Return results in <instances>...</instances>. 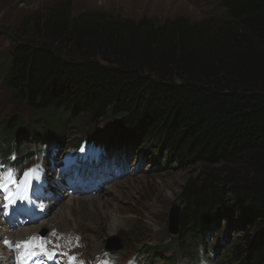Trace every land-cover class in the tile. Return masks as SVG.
Masks as SVG:
<instances>
[{
  "label": "trees",
  "instance_id": "obj_1",
  "mask_svg": "<svg viewBox=\"0 0 264 264\" xmlns=\"http://www.w3.org/2000/svg\"><path fill=\"white\" fill-rule=\"evenodd\" d=\"M218 6L232 30L223 41L201 33L192 41L199 25L181 20L37 12L19 29L36 23V34L18 38L3 61L12 100L30 111L25 124L0 123L4 158L21 140L61 146L73 124L118 120L107 146L128 133L129 153L200 168L182 189L175 257L195 264L199 248L209 256L223 247L229 264H264V0Z\"/></svg>",
  "mask_w": 264,
  "mask_h": 264
},
{
  "label": "rangeland",
  "instance_id": "obj_2",
  "mask_svg": "<svg viewBox=\"0 0 264 264\" xmlns=\"http://www.w3.org/2000/svg\"><path fill=\"white\" fill-rule=\"evenodd\" d=\"M220 1L0 0V123L15 117L25 124L29 119V109L25 104L13 101L3 83L5 76L3 61L18 38L27 37V34L33 37L36 34L34 31L31 35L32 30H36V23L33 24V28L27 30L26 35L19 29L21 25L30 24L37 12L47 18L53 14L54 9L64 6V11L72 18L80 14L99 13L117 20L138 22L141 19H148L155 26L181 20L189 27L199 25L191 36L192 41H199L198 33L203 36L221 34L223 41L227 34L229 37L232 30L224 18L223 11L219 9ZM117 122L118 120L100 122L89 129L73 124L70 139L65 140L61 146L56 143L47 144L44 140L39 141L38 137H35L36 141L44 144L43 146L38 145L36 141L32 144L31 140H21L22 144L16 146V152L7 160L2 154L4 151L0 144V174L5 171L11 172L18 181L15 185L6 184V192L0 191L1 201L6 195L10 198L2 201V205L11 201L9 204L14 207L16 214L22 208L20 204L17 210L19 201L23 203L28 201L30 206L40 205L37 185L48 182L47 190L53 193V198L45 201L49 214L42 222L47 224L37 232L42 240L48 239V243L42 247H49L51 250L56 248L63 254L69 253L65 260L73 264H188L178 256L175 257L180 244L177 242V236L169 233L168 215L172 207L179 204L180 197H183L182 189L187 181L197 177L200 168L196 166L181 168L177 167L175 162L164 165L165 162L161 158L157 162V153L146 154L145 150L129 153L128 133L121 134L122 143L107 146L106 140L108 141ZM80 138L81 145L78 146ZM140 144L136 146L137 149ZM153 151L157 150L152 149L151 152ZM95 152L102 153L98 166L91 163L93 157L98 159L99 154H93ZM15 162L20 164L16 165ZM29 170H32L33 178L29 180L30 187L24 190L21 187H25L22 180L24 173ZM92 172V177H89ZM93 179L98 182L94 183ZM34 182L36 183L33 184ZM88 185L95 187L93 192L100 190L98 192L103 193L102 197L107 203L100 207H85L83 212L68 221V227L60 228L56 219L63 204L67 205L75 200L84 204L86 200L94 198L93 194H88L90 192L85 190ZM74 189L76 191H73ZM0 215L2 221H6L1 207ZM34 217L36 216L30 219ZM30 219L24 217L21 219V225L10 227L17 230L33 226L35 223L39 227L43 225L38 224L41 220L27 222ZM121 221L124 224L121 225ZM112 222L116 225L114 235H110L109 232ZM78 224L86 228L80 232L76 227ZM219 226V231L224 233L226 230L224 224L221 223ZM228 233L230 239H233L231 231ZM129 237L135 238L134 242ZM5 239L6 237L0 238V245L2 243L4 252L9 253L10 263L16 264L21 253L15 251L14 247L17 244L22 245L24 241L15 243L10 241L11 246H7ZM30 240L31 236L25 241ZM117 240L122 245V250L111 253L106 251L108 246H118ZM208 242L211 247L216 246L218 241H215L214 233ZM152 250L156 254L147 258V253L151 254ZM198 252L195 264H229V254L223 247L209 256H203L201 248Z\"/></svg>",
  "mask_w": 264,
  "mask_h": 264
},
{
  "label": "bare ground",
  "instance_id": "obj_3",
  "mask_svg": "<svg viewBox=\"0 0 264 264\" xmlns=\"http://www.w3.org/2000/svg\"><path fill=\"white\" fill-rule=\"evenodd\" d=\"M92 175H93V172L89 174V177H92ZM106 179L108 180L109 178H106ZM22 181H23L22 184H24V185L27 184V183H30V182L25 183L24 179ZM93 181H94V183L98 182V181H96V179H93ZM93 184H91V185H93ZM38 189L42 190V186L39 183H38ZM94 189H95V187L94 186H90V185H88V187L85 188L86 191L90 192L88 194H93L94 195V198H92V200H86V197H85L86 202L84 204L80 203L78 200L72 201V203L67 204V205L63 204V206L59 210L60 215L56 219L57 222L59 223L57 225H59L60 228H63V227L65 228V226L68 227V221L70 219L74 218L75 216H78L81 212H83L85 207L94 208L95 206H99V207L100 206H105V204L107 203V200L103 199V197H102L103 193L102 192H101L102 194L99 193L98 191H100V190H98L96 192L95 191L93 192ZM73 191H76V189H74ZM81 191L82 190L80 189V192ZM51 194H53V193H51ZM52 198H51V200H52ZM43 201H44V198L41 199V202H43ZM9 203H11V201L7 202L6 204L10 205L11 208H12V205L9 204ZM183 205H184V202H183ZM183 205L181 206L180 212L182 211ZM1 206H2V201L0 200V207ZM23 211H27V209H24ZM180 212H179V215H180ZM179 215H178V217H179ZM2 219L3 218L0 215V238L6 237L5 241H9V242L12 241V243H15L17 241H25L30 236L37 235V232L39 231V229L42 228V226H46V224H47V223L45 224V222H42L43 221L42 220L41 221L42 223L41 222L38 223L39 225L43 224L40 227L38 225H36L37 223H35V225L30 226V227H24V228H19L17 230H13V228L8 226L5 222H3ZM122 224H124L123 221H121V225ZM76 227H77V230L80 231V232L86 228L82 224H78ZM115 228H116V225H115L114 222H112L111 225H110V229H109L110 235H114L115 234V232H114ZM87 230L90 231V229H87ZM67 232H69V231H67ZM1 245H2V243H1ZM1 245H0V259H1L0 260V264H11L10 260L8 258L9 253H7L6 251L4 252V248ZM52 248H53V246H52ZM14 249H15V251H18V252L22 251L21 247H19V248L18 247H14ZM54 249H56V248H54ZM56 250H58V249H56ZM67 254H69V253H67ZM32 256H36V254L33 253ZM60 262H61V259L58 258L57 259V264H60ZM69 263H70V261H68V260H64L62 262V264H69Z\"/></svg>",
  "mask_w": 264,
  "mask_h": 264
},
{
  "label": "water",
  "instance_id": "obj_4",
  "mask_svg": "<svg viewBox=\"0 0 264 264\" xmlns=\"http://www.w3.org/2000/svg\"><path fill=\"white\" fill-rule=\"evenodd\" d=\"M179 200H180L179 204L173 206L172 210L169 212V215H168L169 233L172 236H177L179 234V217H178V215H179L181 206L183 205L182 197H180ZM118 243H119L118 246H116V247L108 246L106 249L109 252L122 250V248H123L122 245L120 244L119 241H118Z\"/></svg>",
  "mask_w": 264,
  "mask_h": 264
},
{
  "label": "snow or ice",
  "instance_id": "obj_5",
  "mask_svg": "<svg viewBox=\"0 0 264 264\" xmlns=\"http://www.w3.org/2000/svg\"><path fill=\"white\" fill-rule=\"evenodd\" d=\"M33 178V174H32V170H29L28 172L24 173V181L25 183H27L29 180H31ZM16 183H18V181L13 177L11 172H3V174H0V191H7V189L5 188L6 184H12L15 185ZM6 200L10 199L7 195L5 197ZM4 207H8V204H5ZM5 244L7 246H11L10 242L5 241ZM32 244L31 241H24L22 242V245H17V247L20 246H24V247H30ZM22 264V261H21Z\"/></svg>",
  "mask_w": 264,
  "mask_h": 264
}]
</instances>
